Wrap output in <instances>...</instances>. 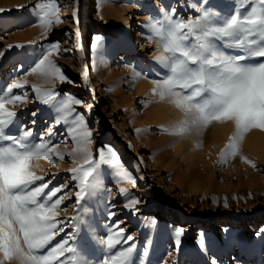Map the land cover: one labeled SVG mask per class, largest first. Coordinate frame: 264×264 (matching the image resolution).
I'll return each mask as SVG.
<instances>
[{
    "label": "rangeland",
    "instance_id": "374dc122",
    "mask_svg": "<svg viewBox=\"0 0 264 264\" xmlns=\"http://www.w3.org/2000/svg\"><path fill=\"white\" fill-rule=\"evenodd\" d=\"M40 2L44 0H0V51L6 54L0 58V88L13 79L27 82L24 89L13 90V94L27 92V102L7 107L18 113V124L34 128V135L44 132L55 116L49 106L39 102L34 87L84 101L77 111L84 114L85 127L91 132L89 147L94 158L98 159L101 149L107 154L106 146L110 145L137 178L135 188L129 183L117 185L110 166L101 165L105 186L111 189L108 198L116 205L112 220L121 221L125 235L134 237V264H139L145 248V264H211L213 260L215 264H264V129L254 127L244 133L238 154L221 163V151L236 133L234 122L214 121L199 137L172 134L164 129L176 125L183 113L167 97L161 99L153 93V81L165 71L155 57L167 53L157 39H149L146 22L159 16L161 9L169 8H176L184 19L196 18L200 0H58L63 22L54 23L46 34L34 8ZM209 3L224 12L233 9L232 0ZM118 15L131 29L135 51L110 59L111 51L125 43L118 37L122 26ZM53 42H59L61 52L50 59L72 83L48 82L39 73H32ZM90 42L94 44L92 50ZM8 45L23 47L9 49ZM91 61L99 71L97 84L91 75ZM71 127L61 124L55 129L53 143L59 144L56 151L64 153V159L38 157L32 164V170L45 180L55 175L50 188L67 185L58 194H66L64 204L57 209L62 220L74 215L78 191L69 172L77 161L67 155L75 147ZM249 138L252 140L247 143ZM119 187L128 188L141 201L138 211L125 208L127 198L119 194ZM103 200L100 196L82 201L89 209L86 219L96 235L106 233L108 209ZM202 226L208 233L199 236ZM178 231L179 246L175 244ZM88 233L87 226L81 225L76 244L90 250V258L101 259V247L89 243ZM63 236H57L53 244ZM127 246L122 242L117 249ZM3 264L19 261L4 260Z\"/></svg>",
    "mask_w": 264,
    "mask_h": 264
},
{
    "label": "snow or ice",
    "instance_id": "6c2138e0",
    "mask_svg": "<svg viewBox=\"0 0 264 264\" xmlns=\"http://www.w3.org/2000/svg\"><path fill=\"white\" fill-rule=\"evenodd\" d=\"M232 3L233 9L229 13L217 10L209 0H200L202 6L197 7L196 18L187 19L182 18L176 8L161 9L159 16L150 18L145 24L149 39H157L167 53L155 57L165 71L160 79L153 81L156 85L153 93L161 99L167 97L183 113L176 125L164 131L199 137L214 121L234 122L236 133L221 151V163L238 154V143L244 133L254 127L264 129V0H232ZM34 8L43 34L54 23L63 22L58 0H44ZM75 35L79 39V31ZM60 52L59 42L51 43L32 73H39L48 82L72 83L50 59ZM5 55L0 51V58ZM26 83L13 79L0 88V253L3 254L0 264L12 259L18 260L19 264H134V237L125 235L121 221L112 220L116 216L112 210L116 205L108 198L111 189L105 186L101 165L110 166L117 185L129 183L135 188L137 178L125 168L110 145L106 146L107 154L101 149L98 159L94 158L89 147L91 132L85 127L84 114L77 111L84 101L71 94L61 95L53 89L34 87L39 102L54 111L53 123L39 135H34V128L18 124V113L7 105L27 102V92L13 94L14 89H24ZM35 123L33 120L32 124ZM61 124L72 126L75 147L67 155L77 161V166L69 169L71 180L76 182L78 189L74 215L66 220L58 219L57 209L66 197V194H58L67 185L50 188L55 175L45 180V176L32 170L33 161L38 157L49 161L53 156L64 159L65 154L56 151L59 144L53 143L57 135L55 129ZM243 159L256 167L247 158ZM136 167L139 170V164ZM119 194L127 198L126 209L138 211L137 205L141 201L131 195L128 188L119 187ZM100 196L104 197L103 203L108 209L104 235L95 234V228L86 219L89 209L82 203L85 198ZM81 225L89 230V243L101 247V259L90 258V250L77 246ZM69 228L73 231H66ZM61 233H64L63 238L53 244ZM179 237L180 231L175 240L177 246L181 243ZM122 242L129 246L117 249ZM141 256L139 264H145L148 248Z\"/></svg>",
    "mask_w": 264,
    "mask_h": 264
},
{
    "label": "bare ground",
    "instance_id": "6f19581e",
    "mask_svg": "<svg viewBox=\"0 0 264 264\" xmlns=\"http://www.w3.org/2000/svg\"><path fill=\"white\" fill-rule=\"evenodd\" d=\"M118 21H121L122 26H120V29H118V37L122 40V42H125L124 44L120 45L119 47H117V49L114 51H111V57L110 59H114L117 58L116 54H131L135 51V43L132 40V35H131V29H129L128 23L126 21V19L124 17H122L121 15L117 16ZM3 25L0 23V28H2ZM93 39V38H92ZM91 43V42H90ZM93 43H91V47L90 50L93 49ZM115 54V55H114ZM253 62V61H250ZM90 70H91V75L92 78L95 81V84L98 83V81L100 80L99 78V71L97 70L95 64L93 61L90 62ZM257 137V136H256ZM252 139L249 138L246 140L247 143H249ZM253 144L250 143V146H252ZM201 229L198 230L197 234L199 236H204L205 234H207V229L205 226L200 227Z\"/></svg>",
    "mask_w": 264,
    "mask_h": 264
}]
</instances>
